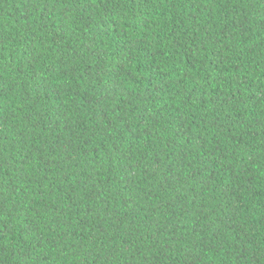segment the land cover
<instances>
[{"label":"trees","instance_id":"obj_1","mask_svg":"<svg viewBox=\"0 0 264 264\" xmlns=\"http://www.w3.org/2000/svg\"><path fill=\"white\" fill-rule=\"evenodd\" d=\"M0 264H264V0H0Z\"/></svg>","mask_w":264,"mask_h":264}]
</instances>
